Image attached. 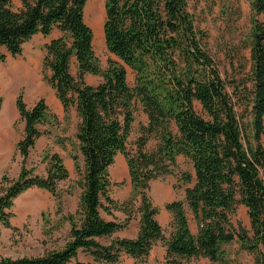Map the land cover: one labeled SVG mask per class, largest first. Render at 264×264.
Instances as JSON below:
<instances>
[{
  "label": "trees",
  "instance_id": "trees-1",
  "mask_svg": "<svg viewBox=\"0 0 264 264\" xmlns=\"http://www.w3.org/2000/svg\"><path fill=\"white\" fill-rule=\"evenodd\" d=\"M19 1L15 7L14 0H0V45L15 56L34 35L60 31L45 44V80L60 100L65 120L76 109L80 122L73 143L84 166L73 152L82 193L77 216L67 217L71 229L66 244L42 255L2 257L0 264H84L80 251L101 264H122L125 255L147 264L159 243L166 248L163 264H186L198 257L213 264L224 260L223 246L236 239L243 248L261 254L257 263L264 264V20L254 21L247 78L226 80L189 0H105L104 36L115 55L106 67L96 54L95 32L86 19L88 0ZM250 2L256 13L264 14V0ZM4 58L0 51V60ZM129 67L135 71L134 84L128 79ZM87 74L101 75L102 80L91 85ZM197 102L204 114L197 111ZM1 103L0 98V107ZM15 105L24 123L16 144L21 167L16 178L3 174L0 179V223L14 232L10 219L15 199L30 188H43L52 193L59 211L60 183L70 176L58 152L47 156L45 175L26 166L37 140L48 133L40 125L57 116L44 98L29 107L19 93ZM138 105L148 121L131 150ZM151 140L156 141L152 149ZM119 153L127 161L133 188L124 201L111 192L115 182L110 168ZM180 156L194 172L180 169ZM167 175L177 178L176 189L185 190L184 200L166 204L172 213L169 234L150 195L151 182ZM239 204L248 208L252 235L232 222ZM102 211L114 217L121 211L125 218L108 220ZM137 217L141 225L136 238L100 240Z\"/></svg>",
  "mask_w": 264,
  "mask_h": 264
},
{
  "label": "rangeland",
  "instance_id": "rangeland-1",
  "mask_svg": "<svg viewBox=\"0 0 264 264\" xmlns=\"http://www.w3.org/2000/svg\"><path fill=\"white\" fill-rule=\"evenodd\" d=\"M17 5H19V1L14 0V6L16 7ZM96 5H101V10L103 9L104 26L106 14L105 0H103V5L102 0H88L85 14L88 23L93 27L95 32L94 45L96 54L100 59L102 67H106L109 59L115 57V55L109 51L105 36L100 32L101 30L98 23L95 21L93 15L95 12H93V9ZM189 9L194 15L197 26L208 32L207 43L209 51L217 62L218 68L224 78L226 80L233 78L237 80L246 79L251 65L250 45L254 21L256 18L264 20V14L256 13L250 0H189ZM58 35H60L58 29H55L48 36L38 33L34 35L31 40L23 44L21 53L13 56L12 59V62L18 64L20 70L18 69L17 72L12 71L11 79H9L7 75L9 86L7 83L4 85L0 98L3 102L4 112H9L14 92L16 93L15 98L21 93L25 103L28 104L29 107L33 106L41 98L46 100L51 113L56 115L57 119L51 117L49 122L40 125L42 130L48 131V133L50 131V133L44 134L37 140L35 148H33L29 156L26 157L25 164L30 168L34 167L37 172L43 173L46 171L47 156L58 152L62 155L70 171V176L67 180L60 183L63 198L59 211H57L58 205L54 198L56 206L53 209L47 208L41 213H38V215H33L31 220L23 225L22 229L15 227L17 228L15 232L10 229L11 244L8 248L5 246L0 248V258H16L19 257V254L37 256L45 254L48 251L62 248L70 239L71 225L67 217L70 214H76L79 208L82 187L79 184L80 176L75 170L71 155L73 152L78 153L80 162L82 166H84L83 156L76 143H73L80 118L76 113V109L73 108L71 110L70 119L65 120L63 106L57 98L54 89L45 80V73L48 72V69L43 65V58L46 52L45 44ZM0 49L5 48L1 46ZM20 67H24V69ZM72 71L76 73L75 64L72 65ZM86 79L89 84L98 85L102 80V76L87 74ZM128 79L131 84H134L135 71L131 67L128 68ZM196 109L199 113L204 114L202 105L199 102L196 103ZM135 114L136 120L133 123V130L129 141V148L131 150L136 148L135 142L140 136L141 125L147 124L148 121L147 114L140 105L137 106ZM0 132L9 136L8 142L13 147L12 160L15 161L16 158L22 160V157L16 150V144L23 134V121L20 119L19 115L16 116L10 127H0ZM61 140L64 142L65 146L61 144ZM155 144L156 141L151 140L148 147L152 149ZM178 160L180 169L194 172L191 163L185 157L180 156ZM122 161L126 164V167L121 164ZM122 161L121 159H116V162L110 168L112 180L115 182L111 191L112 196L119 201H124L131 196L130 195L128 198L124 196L131 179L127 161L124 157ZM1 170L0 167V171ZM162 180L165 184L167 177ZM185 186L186 185H183V187ZM178 187L180 188L177 189H181V186ZM68 190H70V193H68ZM31 192L29 193L31 194ZM178 193H184L183 197L185 198V191L183 189ZM26 196L29 197V195ZM30 197L31 198L25 201L29 202L31 200L35 202L33 196ZM176 197L181 196L174 193L171 198L174 199ZM166 204L164 205V210H166ZM135 206H137V203ZM116 212H119L120 216L123 215V217L120 218L123 220L125 214L121 211ZM102 213L109 218L118 219L117 216H115V218L105 211H102ZM188 213L191 228L193 232L196 233V221L190 210H188ZM232 222L237 229L242 225L249 230L250 235H252L248 208L244 204L238 205L235 213L232 215ZM170 230L171 228H167L166 233L169 234ZM107 239L106 237L104 240ZM223 248L224 260L213 264H258L257 256H261V254L252 253L243 248L238 239L225 244ZM163 252L164 250L158 245V247L154 249L152 257L148 259V264H163L166 255V252ZM123 261V264H140L133 259H124V257ZM186 264L212 263L208 258L198 257L191 258Z\"/></svg>",
  "mask_w": 264,
  "mask_h": 264
},
{
  "label": "crops",
  "instance_id": "crops-1",
  "mask_svg": "<svg viewBox=\"0 0 264 264\" xmlns=\"http://www.w3.org/2000/svg\"><path fill=\"white\" fill-rule=\"evenodd\" d=\"M19 3H20V1H19ZM1 46H3L5 48V49H0V51L5 54V58H4V60H0V94L2 93L3 87L6 83L9 86L8 81H9V79H11L12 71L17 72L19 69L18 64H16L15 62H12L13 55L7 51V49L4 45H0V48H1ZM20 68L24 69V67H20ZM7 75H8L9 79H7ZM15 95H16V93L14 92L12 103H11V106L9 107V112L3 111V105H2L3 102L1 103L0 127H5V128H8V126L10 127L12 125L14 119L16 118V116L19 115L17 108H16V105H15V101H14V99H16ZM15 108H16V110H15ZM23 128H24V123H23ZM2 134L3 133L0 132V167L2 169L0 171V179H1L3 174H7V176H9L11 178H16L19 174L22 160H20L18 158H16L15 161L12 160L13 147L8 142L9 136H6L5 134L2 135ZM122 156L124 157L123 154L119 153L117 155L116 159H121V161H122V158H123ZM121 164H123L124 167H126V164L123 163V161L121 162ZM39 174L45 175L46 171L43 173H39ZM166 177H167V181L164 184V181L162 179H165ZM166 177L152 181L151 182V191H150V195L152 197L153 203L160 208V213L158 214V219H159V221H160V223L164 229L169 228L170 222L172 220V213L167 209L164 210V205L167 202L170 203L172 201L179 200V199L184 200L183 199L184 193H181V194L178 193L179 191H182L183 188H181V189L174 188L175 187L174 184L175 185L177 184V178L173 175H167ZM132 189H133L132 183L129 182L127 191L124 193V196L126 198H128L131 195ZM29 192H31V194ZM174 193H176V195H179L181 197H176L174 199L171 198ZM26 195H29V197ZM30 196H33V200L35 202H32L31 200L29 202L25 201V200H28V198H31ZM21 199H22V201H21ZM55 206H56V202H55L54 196L52 195L51 192H49L46 189L39 188V187L30 188L29 190H26L23 193H21L15 199L14 205L12 208L14 215L11 217L10 222H11L12 226L17 227L18 229H22L23 225L25 223H28V221L31 220L33 215H38V213H41L43 210H45L47 208L53 209ZM102 215H103V217H105L108 220H115L114 218L107 217L103 213H102ZM115 216L118 217L117 220H121L120 218L123 217V215L120 216L119 212H115ZM124 218H125V215H124ZM140 225H141L140 224V217L134 218L131 220L128 227L117 231L111 237H107L108 238L107 240H104L106 238H101L100 240L103 243H109L114 238H136L139 234V231H140ZM10 241H11V230L9 228L4 227L0 223V248H2L4 246L8 248L9 245L11 244ZM158 245H159V247H161L164 250V252H166V248L164 246H162L161 243H159ZM158 245H156L153 248L148 259H150L152 257V255H153L152 253H153L154 249L156 247H158ZM82 255H83V258H82ZM23 256H26V255L19 254V257H23ZM16 258H18V257H16ZM78 258L84 264H101V263L95 262L93 256L90 255L86 251H80ZM125 258L133 259L132 257H130L128 255H125L124 259ZM133 260H135V259H133ZM72 264H75V263H72ZM147 264H148V261H147Z\"/></svg>",
  "mask_w": 264,
  "mask_h": 264
},
{
  "label": "bare ground",
  "instance_id": "bare-ground-1",
  "mask_svg": "<svg viewBox=\"0 0 264 264\" xmlns=\"http://www.w3.org/2000/svg\"><path fill=\"white\" fill-rule=\"evenodd\" d=\"M102 5H103V0H102ZM93 12H95L93 15H94L95 21L98 23V26L101 30L100 32L104 34L103 32V28H104L103 26V15L104 14L103 13L104 12H103V9L101 10V5L94 6Z\"/></svg>",
  "mask_w": 264,
  "mask_h": 264
}]
</instances>
